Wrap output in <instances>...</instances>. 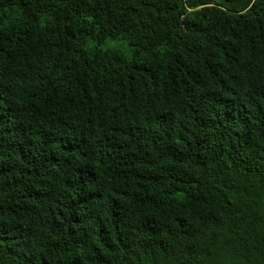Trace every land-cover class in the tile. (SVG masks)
<instances>
[{
    "label": "trees",
    "instance_id": "trees-1",
    "mask_svg": "<svg viewBox=\"0 0 264 264\" xmlns=\"http://www.w3.org/2000/svg\"><path fill=\"white\" fill-rule=\"evenodd\" d=\"M0 264H264V0H0Z\"/></svg>",
    "mask_w": 264,
    "mask_h": 264
},
{
    "label": "rangeland",
    "instance_id": "rangeland-1",
    "mask_svg": "<svg viewBox=\"0 0 264 264\" xmlns=\"http://www.w3.org/2000/svg\"><path fill=\"white\" fill-rule=\"evenodd\" d=\"M111 42H113L112 44L125 45L126 47V44L121 40H111Z\"/></svg>",
    "mask_w": 264,
    "mask_h": 264
}]
</instances>
